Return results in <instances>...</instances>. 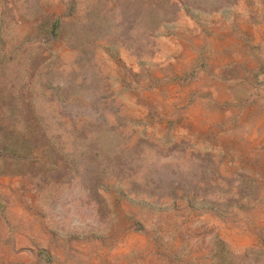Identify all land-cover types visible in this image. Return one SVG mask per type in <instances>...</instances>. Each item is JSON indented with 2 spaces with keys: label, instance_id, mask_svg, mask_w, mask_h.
I'll return each instance as SVG.
<instances>
[{
  "label": "rangeland",
  "instance_id": "rangeland-1",
  "mask_svg": "<svg viewBox=\"0 0 264 264\" xmlns=\"http://www.w3.org/2000/svg\"><path fill=\"white\" fill-rule=\"evenodd\" d=\"M0 264H264V0H0Z\"/></svg>",
  "mask_w": 264,
  "mask_h": 264
}]
</instances>
